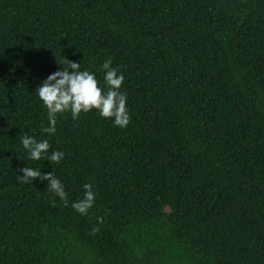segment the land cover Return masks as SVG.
Returning a JSON list of instances; mask_svg holds the SVG:
<instances>
[{"label": "trees", "instance_id": "16d2710c", "mask_svg": "<svg viewBox=\"0 0 264 264\" xmlns=\"http://www.w3.org/2000/svg\"><path fill=\"white\" fill-rule=\"evenodd\" d=\"M64 57L102 89L112 58L127 127L93 109L41 133ZM0 264H264V0H0Z\"/></svg>", "mask_w": 264, "mask_h": 264}, {"label": "clouds", "instance_id": "9594fccd", "mask_svg": "<svg viewBox=\"0 0 264 264\" xmlns=\"http://www.w3.org/2000/svg\"><path fill=\"white\" fill-rule=\"evenodd\" d=\"M57 63L63 65V70L48 75L35 91L47 110L48 126L41 128L42 134L49 136L55 134L59 114L70 112L75 120L82 112L87 113L93 109L97 110L102 118L112 119L114 126L121 128L128 126L131 117L126 106L127 97L120 91L125 77L117 68L112 67L111 57L105 60L101 67V71L104 72V89L99 86L94 73L81 70L80 63L65 57ZM69 69L72 71L70 72ZM21 144L27 151L28 157L34 161L47 159L51 163L59 164L65 155L59 150H54L49 155L50 144L47 139L37 140L32 136L24 135L21 137ZM19 170L22 175L17 179L21 183H32L36 178L48 181L47 189L59 197L65 207L68 206L64 185L53 172L45 173L28 166ZM83 188V199L72 203L71 206L81 215H86L94 205L96 194L92 190L91 183H85ZM98 222L102 223L103 218L98 217ZM98 230L93 228V234Z\"/></svg>", "mask_w": 264, "mask_h": 264}]
</instances>
